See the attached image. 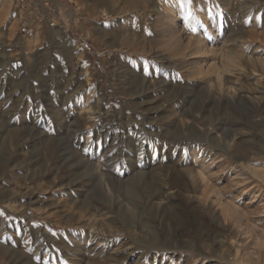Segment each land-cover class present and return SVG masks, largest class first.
Listing matches in <instances>:
<instances>
[{
    "label": "rangeland",
    "instance_id": "obj_1",
    "mask_svg": "<svg viewBox=\"0 0 264 264\" xmlns=\"http://www.w3.org/2000/svg\"><path fill=\"white\" fill-rule=\"evenodd\" d=\"M49 1L0 0V264H264V0Z\"/></svg>",
    "mask_w": 264,
    "mask_h": 264
},
{
    "label": "built area",
    "instance_id": "obj_2",
    "mask_svg": "<svg viewBox=\"0 0 264 264\" xmlns=\"http://www.w3.org/2000/svg\"><path fill=\"white\" fill-rule=\"evenodd\" d=\"M42 1H43L47 6H49V3H50L49 0H42ZM55 13H56V10H54V9H49V12H48L49 15L54 16Z\"/></svg>",
    "mask_w": 264,
    "mask_h": 264
},
{
    "label": "snow or ice",
    "instance_id": "obj_3",
    "mask_svg": "<svg viewBox=\"0 0 264 264\" xmlns=\"http://www.w3.org/2000/svg\"><path fill=\"white\" fill-rule=\"evenodd\" d=\"M188 3L190 4L191 3V0H188ZM189 15H191V13H189Z\"/></svg>",
    "mask_w": 264,
    "mask_h": 264
},
{
    "label": "bare ground",
    "instance_id": "obj_4",
    "mask_svg": "<svg viewBox=\"0 0 264 264\" xmlns=\"http://www.w3.org/2000/svg\"><path fill=\"white\" fill-rule=\"evenodd\" d=\"M191 126V125H190ZM157 203V202H156Z\"/></svg>",
    "mask_w": 264,
    "mask_h": 264
}]
</instances>
